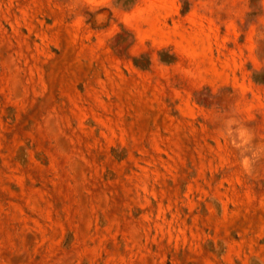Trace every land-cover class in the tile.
<instances>
[{"label":"rangeland","instance_id":"1","mask_svg":"<svg viewBox=\"0 0 264 264\" xmlns=\"http://www.w3.org/2000/svg\"><path fill=\"white\" fill-rule=\"evenodd\" d=\"M256 213L264 0H0V264H258Z\"/></svg>","mask_w":264,"mask_h":264},{"label":"crops","instance_id":"2","mask_svg":"<svg viewBox=\"0 0 264 264\" xmlns=\"http://www.w3.org/2000/svg\"><path fill=\"white\" fill-rule=\"evenodd\" d=\"M251 218H253V217H251ZM256 218H257V221H258V225L259 226H262V224H263V220H264V213H256ZM254 219V218H253ZM255 223V222H254ZM243 226H245L244 224H243ZM255 230V231H254ZM18 233H21L20 231H18ZM17 233V234H18ZM240 233H241V235H242V238H244L245 236V231H242V228H241V230H240ZM252 233L254 234H259L260 233V231H258L255 227H254V229H253V231H252ZM263 233H264V229H263ZM4 238H6L5 237V235L1 232L0 233V242L1 241H3L4 240ZM261 238V239H260ZM255 239H257V241H261L262 240V236H259V237H257V238H255ZM258 249H257V251L255 252V256H256V262L258 263V264H264V241H262V243H259L258 244Z\"/></svg>","mask_w":264,"mask_h":264}]
</instances>
